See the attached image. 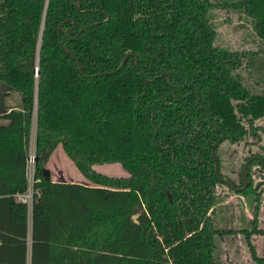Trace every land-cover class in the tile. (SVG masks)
Here are the masks:
<instances>
[{"label":"trees","instance_id":"16d2710c","mask_svg":"<svg viewBox=\"0 0 264 264\" xmlns=\"http://www.w3.org/2000/svg\"><path fill=\"white\" fill-rule=\"evenodd\" d=\"M217 9L239 13L260 39L259 89L245 80L252 53L217 43ZM0 83L21 96L0 116V264H234L215 256L221 187H245L244 163L239 182L222 172L225 141L254 145L245 161L262 158L240 193L256 195L255 227L240 232L264 264L251 240L264 0H0ZM33 113L42 195L29 208L17 195L29 188ZM59 146L91 185L51 182L44 166ZM111 164L127 175L98 172Z\"/></svg>","mask_w":264,"mask_h":264},{"label":"rangeland","instance_id":"374dc122","mask_svg":"<svg viewBox=\"0 0 264 264\" xmlns=\"http://www.w3.org/2000/svg\"><path fill=\"white\" fill-rule=\"evenodd\" d=\"M211 21L215 25L218 32L217 43L221 46L229 47L234 50L249 51L252 53L248 60L245 61V65L250 63V66L244 71L246 84L251 86L253 89H259L262 84V76L260 73V64L262 62V48L263 45L259 38H257L254 29L251 24L247 23L246 20L241 18L239 13L234 10H213L210 14ZM261 54V55H260ZM5 108L6 111L12 109H20L21 107V96L19 93L11 92L10 95L5 98ZM30 126V136L27 143V154H28V180L29 188L26 193L27 203L29 208H31L32 201L34 197H39L42 192L38 189L36 184H34L33 173L34 165L36 159L33 158V163H30L31 157H35V114H32ZM7 123L0 120V125H6ZM254 145L251 143L238 145H232L231 143L225 141L218 148V156L223 165V171L225 174L230 176H236L237 171L240 169L241 164L244 162L245 157L251 156ZM254 158H260L254 156ZM253 158V159H254ZM253 159L248 161L251 162ZM44 169L48 174L51 182H71L91 185L92 183L87 180L76 168L75 164L70 160V158L65 155L61 147H57L54 152L48 158ZM99 173L111 177H120L127 175L126 172L117 164L105 165L97 167ZM255 174V173H254ZM261 180L264 179L263 173H260ZM238 178V177H237ZM259 176H257V180ZM256 188V184L254 185ZM222 190V188H221ZM226 191H222L223 194L219 200V205L214 212L215 228L219 231L216 236V252L215 256L218 257V261L221 263H241L250 264L252 263V253L248 244L245 241L243 234L234 235V230H252L255 225L253 221H249L245 218L246 210H254L258 204L256 200V195H250L244 197L241 201V205H238V214H235L230 206V203L226 202L229 197L224 194ZM237 203L239 201L238 198ZM227 203V204H226ZM264 204V199H262L261 205ZM264 208V206H263ZM234 209V211H235ZM217 212V213H216ZM259 220L257 222L258 232L252 237L253 246L255 247L256 254L258 256L264 257V209L260 208ZM234 218L238 221L241 218L239 225H236ZM262 229V230H261ZM220 231L230 233L221 235ZM261 232V233H259ZM234 263V264H237Z\"/></svg>","mask_w":264,"mask_h":264},{"label":"flooded vegetation","instance_id":"af4514ba","mask_svg":"<svg viewBox=\"0 0 264 264\" xmlns=\"http://www.w3.org/2000/svg\"><path fill=\"white\" fill-rule=\"evenodd\" d=\"M241 147V146H240ZM248 157V156H247ZM257 157H260L259 155H257ZM254 157H252L251 159H253ZM255 160H262V158L260 157V158H254L252 161H255ZM249 161V160H248ZM248 161H245V158H244V164H245V166H244V169H243V173H242V178H243V180H244V182H245V187L244 188H242V189H238V188H236V186L233 184L232 186L231 185H229V184H231L228 180H227V184H228V186H231V188H233L232 190L228 187V186H223V187H221L222 188V190L220 191V196H222L223 194L221 193L223 190L224 191H226V192H224V194H227L229 197H227V203L229 202L230 203V206L232 207V210H233V212L235 213V214H238V211H237V209H238V205L240 206L242 203H241V201L240 200H242L244 197H246L247 198V196H244V195H242V194H240L241 193V191H244V189H246L247 187H248V179H247V177H246V171H247V169H248V167H249V165L252 163V161L251 162H249L248 163ZM221 162V161H220ZM221 168H222V172L224 173V171H223V165H222V163H221ZM217 170H218V173H217ZM239 171V170H238ZM237 171V172H238ZM216 173H217V175H220V172H219V166H217L216 167ZM255 173V174H254ZM260 173H263V176H264V170H262V168H261V166L260 165H257V166H255V167H253L252 168V171H251V178L253 179V185H255L256 184V187H257V185H259V184H261L260 185V189L258 190L259 192H260V194H261V202H262V199H264V179L263 180H261V177H260ZM225 174V173H224ZM226 176H228L231 180H235L236 182H239V172L238 173H236V176H230L229 174H225ZM257 176H259V179L257 180ZM238 177V178H237ZM226 181V180H225ZM234 181V182H235ZM255 188V187H254ZM250 196V195H249ZM236 198H238L239 199V201H238V203H237V199ZM220 199H221V197H220ZM246 201H245V199H243V203H245ZM226 203V204H227ZM219 205V204H218ZM217 205V206H218ZM216 206V207H217ZM263 206H264V204L263 205H261L260 204V207H259V210H258V213L260 212V208H261V211H262V209H264L263 208ZM215 207V209H214V212H215V210L217 209ZM235 208H237V209H235ZM234 209H235V211H234ZM217 213V212H216ZM214 215V214H213ZM216 215V214H215ZM214 215V216H215ZM259 217H260V215L258 214L257 215V222H258V220H259ZM245 218L246 219H248L249 221H253L254 219H255V216H254V210H246V216H245ZM233 221H235V223L237 222V224L236 225H239V223H240V221H241V218H239L238 219V221L234 218V220ZM262 230V229H261ZM234 235H240V230H237V231H235L234 230ZM244 236V235H243ZM252 240V239H251ZM247 243V242H246ZM252 245H254L253 244V242H252ZM255 248V247H254ZM252 253V252H251ZM257 255V254H256ZM258 256V255H257ZM258 257H261V256H258ZM253 258V257H252ZM234 263H237V262H234ZM254 263V259L252 260V263H250V264H253ZM237 264H241V263H237Z\"/></svg>","mask_w":264,"mask_h":264},{"label":"water","instance_id":"95a60500","mask_svg":"<svg viewBox=\"0 0 264 264\" xmlns=\"http://www.w3.org/2000/svg\"><path fill=\"white\" fill-rule=\"evenodd\" d=\"M129 57L126 58V60L124 61L123 65L127 62ZM137 63H138V58H137ZM80 72L83 73V70H82V67L80 66ZM36 75L38 74V71L36 69L35 71ZM12 92V88L7 85V84H4V83H0V116H3L7 113L6 111V108H5V98H7L10 93ZM217 173H218V170H217ZM169 198H171V196L169 195ZM138 215H135L133 217L134 220H137L138 219Z\"/></svg>","mask_w":264,"mask_h":264},{"label":"built area","instance_id":"2783aa9c","mask_svg":"<svg viewBox=\"0 0 264 264\" xmlns=\"http://www.w3.org/2000/svg\"><path fill=\"white\" fill-rule=\"evenodd\" d=\"M33 158L35 159V157H31V161L30 163H33ZM27 166H28V160H27ZM27 172H28V167H27ZM27 177H28V174H27ZM29 181V180H28ZM17 199L21 202H24V203H27V196L26 195H17Z\"/></svg>","mask_w":264,"mask_h":264},{"label":"crops","instance_id":"0c3cea01","mask_svg":"<svg viewBox=\"0 0 264 264\" xmlns=\"http://www.w3.org/2000/svg\"><path fill=\"white\" fill-rule=\"evenodd\" d=\"M62 182V181H61Z\"/></svg>","mask_w":264,"mask_h":264}]
</instances>
